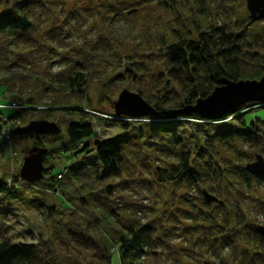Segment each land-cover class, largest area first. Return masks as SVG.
Listing matches in <instances>:
<instances>
[{"label":"trees","instance_id":"1","mask_svg":"<svg viewBox=\"0 0 264 264\" xmlns=\"http://www.w3.org/2000/svg\"><path fill=\"white\" fill-rule=\"evenodd\" d=\"M68 1L0 0V52L9 48L18 52L28 50L32 51L33 57L44 56V64L47 66L52 60L61 64V68L53 73L45 71L33 75L28 70L22 76L0 82L2 90L12 91L15 86L28 87L31 84L26 82L31 81L38 86L37 96L48 100L44 106L30 105L36 108H25L21 114L17 111L7 119L0 114V130L4 125L9 129L15 128L16 121L24 125L38 116L51 121L54 113H61L67 119L63 139L58 135L29 136L34 146L46 148L42 180L29 185L21 182L17 174L11 175L9 182L0 179V201L18 199L16 188L19 186L27 191L41 190L59 195L61 205L69 212L68 216L71 218L80 214L83 220L80 225L69 222L60 226L59 231H53L49 240L39 238L34 244L13 243L7 236L5 226L1 224L3 215L0 213V264H66L67 255H73L74 260L84 261V264H112V259L114 264H133L161 242L160 239H154L158 231L165 227L170 231L178 229L174 224H178L179 212L163 206L160 208L162 201L157 197L146 221L141 222L135 217L123 225L119 219L122 210L115 202L114 195L128 188L129 180L120 178L122 174H127L129 168L133 166L140 173L143 171L148 176L152 175L153 184L161 187L168 184L183 185L197 190L209 175H204L195 163L205 164L206 172H209L210 166L204 162L209 157L212 140L223 146L229 145L232 140L239 141L257 151L264 160V134L255 127L263 121L252 120L250 117L245 123L239 119L244 112L245 116L249 115V110H264V103H246L216 121L200 119L193 113L188 116L168 115L194 105L198 99H205L221 79L236 83L263 77L264 33L256 40L248 41L246 31L232 22L231 18L207 29H193V22L180 23L183 25L180 29L171 31L173 40L157 41V49L152 51L154 60L161 63L162 69L159 72L150 74L139 63H126L123 77L135 85V92L155 112L154 116L147 118H130L141 121L126 122L121 119L127 117L114 116L112 112L104 115L80 107L103 61L102 53L111 51V46L102 32L96 39L85 44L70 43L71 23L89 8L79 6L67 9L65 3ZM140 1L179 10L183 0H137ZM129 7L132 5L125 0H114L113 3H106L103 10L106 16L112 17L125 13ZM44 27L47 29L40 43L36 36ZM56 50H61V53ZM18 52L14 56L21 60ZM1 68L8 70V66ZM86 116L95 121L116 123L120 132L106 140H98L97 131L92 130L90 124L84 123ZM227 119L233 120L234 129L220 135L211 136L204 131L186 137L177 127L178 122H196L205 126ZM134 125L143 126L144 129ZM96 140L98 143L94 145ZM90 152L94 153V163L87 158ZM57 153L62 154L68 164L59 170L45 167V160ZM151 156L163 160L166 167H157L152 171L149 165ZM238 170V174L245 179L264 181V176L250 175L244 167ZM58 173L62 175L60 180L56 179ZM210 175H213L211 171ZM113 179L118 181L112 183ZM202 192L199 195L201 207L221 204L219 201L207 203ZM181 202L188 203L186 199ZM260 211L264 217V206H260ZM56 215L54 207L43 206L40 212L43 223L52 221ZM108 218L119 226L118 230L112 231L110 253L91 234ZM216 228L212 227L209 231H217ZM252 233L254 240L262 243L261 237L264 235L260 236L257 228ZM217 236L215 239L210 238L213 248L217 247L216 244L231 242L229 237L220 233ZM246 259L248 264H264V253L257 251Z\"/></svg>","mask_w":264,"mask_h":264},{"label":"rangeland","instance_id":"2","mask_svg":"<svg viewBox=\"0 0 264 264\" xmlns=\"http://www.w3.org/2000/svg\"><path fill=\"white\" fill-rule=\"evenodd\" d=\"M125 1L132 7H129L125 13H118L112 17L106 16L103 8L106 3H113L114 0H70L65 3L67 9L79 6L89 8L71 23L69 32L71 44H85L96 39L100 32L110 43L111 51L102 53L103 61L88 87L85 101L80 106L104 115L112 112L111 104L117 99L120 91L126 90L137 94L134 90L135 85L123 77L126 63L128 61L139 63L150 74L159 72L162 66L160 62L154 60L152 51L157 49V41L161 39L166 42L172 41L171 31L183 26L180 23L193 22V29H207L231 18L232 22L246 31L248 41L256 40L264 33V20L250 21L245 9V0H183L179 10L166 9L154 3H142L137 0ZM46 29L47 27H44L36 36L40 43ZM16 52L18 51L12 48L0 52V66H8V70L0 69V82L11 80L18 75L22 76L28 70L29 74L40 75L45 71L53 73L61 68V64L55 60L47 66L44 64V56L33 57L32 51L28 50L18 52L21 60H17L14 56ZM56 52L61 53V50ZM26 83L31 85L28 87L21 85L19 88L15 86L12 91L0 88V114L4 119L17 111L21 114L25 108H36L30 105L44 106L48 103L47 99L37 96L39 90L37 85H33L31 81ZM248 113L247 116H245L246 112L240 114L239 119L245 123L250 117L252 120L263 121L255 127L264 134V110L255 108ZM38 119H42L41 116L33 120ZM2 121L5 123V120ZM48 122L58 126V136L62 138L67 124L66 117L61 113H54L53 120ZM84 123L90 124L92 130L97 131L98 140H106L120 132L116 123L95 121L87 116L84 118ZM9 124L11 126L10 122ZM21 126H23L21 122L16 121V127ZM134 126L144 129L140 125ZM234 126L232 119L205 126L188 121L177 123L178 131L186 137L199 135L204 131L211 136L230 133ZM9 130L11 132L12 128ZM211 143L209 157L204 162L210 166L209 172H206L205 164L195 163L197 169H202L204 175H209L197 190L183 185L168 184L161 187L156 183L153 184L152 175L148 176L143 171L140 173L135 166L129 168L127 174L121 175L120 179L129 180V185L127 189L117 191L114 196L115 202L122 210L119 212V219L123 225L135 217L141 222L146 221L150 217V208L153 207L157 197L162 201L160 208L163 206L165 209L179 212L178 224H174L178 229L170 231L165 227V230L158 231L154 239H160L161 242L146 252L147 254L137 258L133 264H248L246 258L249 259L253 253L257 251L264 253V237H261L262 243H259L254 240L252 233L256 228H264V217L260 211V206H264V181L245 179L238 174V169L253 162L254 155L258 152L236 140H232L227 146L217 144L213 140ZM44 144L48 147V144ZM32 146H34L32 140L27 135L10 137L9 146L0 143V179L9 182L11 175L17 174L23 157ZM94 157L93 152L87 155L92 163L95 162ZM154 157L151 156L149 161L152 171L157 167L162 169L166 167L163 160ZM67 164L68 161L60 153L45 160L47 168L53 167L59 170ZM210 171L213 175H210ZM116 181L118 180L113 179L111 182ZM16 191L19 194L18 199L0 201V213L3 215L1 224L5 226L7 236L13 240V243L34 244L39 238L49 240L53 231H57L60 226L69 222L80 225L83 220L80 214L70 218L69 212L65 211L57 194L33 189L27 191L21 186L17 187ZM201 191L211 195L221 204L201 207L199 200ZM182 199H186L188 203H182ZM43 206L54 207L57 211L52 221L47 223L41 221L40 212ZM193 218L196 220L193 221ZM118 227L115 221L108 218L91 234L98 238L110 253L112 231L118 230ZM210 227H217V231H209ZM218 233L229 237L234 245L230 242L216 244L215 248L213 245L211 247L210 238H218ZM65 257L66 264H84L81 259H79L81 262L74 260L73 255ZM112 264H114L113 259Z\"/></svg>","mask_w":264,"mask_h":264},{"label":"water","instance_id":"3","mask_svg":"<svg viewBox=\"0 0 264 264\" xmlns=\"http://www.w3.org/2000/svg\"><path fill=\"white\" fill-rule=\"evenodd\" d=\"M245 9L250 21L264 20V0H245ZM246 103H264V76L258 81H239L236 83L221 79L218 86L214 87L205 99H198L194 105L186 107L168 115L188 116L193 113L200 119L220 120L229 111H232ZM114 116L127 118H147L155 115L153 108L146 103L140 95L126 90L119 92L117 99L111 104ZM59 133L58 126L53 122L43 119L32 120L21 127H15L11 131L12 137L18 136H56ZM98 143L95 141L94 145ZM46 154L44 148L32 146L23 157L17 171L18 179L25 184H35L42 180L43 158ZM244 170L250 175L264 176V160L259 155H254V160L244 166ZM202 197L207 203H216L217 200L206 192ZM260 236L264 235L263 228H257Z\"/></svg>","mask_w":264,"mask_h":264},{"label":"built area","instance_id":"4","mask_svg":"<svg viewBox=\"0 0 264 264\" xmlns=\"http://www.w3.org/2000/svg\"><path fill=\"white\" fill-rule=\"evenodd\" d=\"M122 121H126V122H134V121H141V119H130V118H125V119H121ZM0 143H2V145H8L10 143V132H9V127L7 125H4L1 127L0 130ZM62 177V175L60 173H58L56 175V179L60 180Z\"/></svg>","mask_w":264,"mask_h":264}]
</instances>
